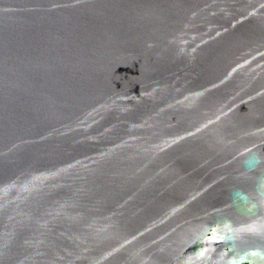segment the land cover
I'll return each instance as SVG.
<instances>
[{
	"label": "water",
	"instance_id": "obj_1",
	"mask_svg": "<svg viewBox=\"0 0 264 264\" xmlns=\"http://www.w3.org/2000/svg\"><path fill=\"white\" fill-rule=\"evenodd\" d=\"M0 264H264V0H0Z\"/></svg>",
	"mask_w": 264,
	"mask_h": 264
}]
</instances>
